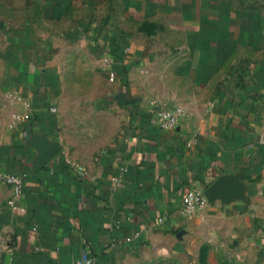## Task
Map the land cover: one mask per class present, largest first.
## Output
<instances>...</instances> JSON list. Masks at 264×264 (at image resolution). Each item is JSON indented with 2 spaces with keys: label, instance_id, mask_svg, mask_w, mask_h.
<instances>
[{
  "label": "crops",
  "instance_id": "1",
  "mask_svg": "<svg viewBox=\"0 0 264 264\" xmlns=\"http://www.w3.org/2000/svg\"><path fill=\"white\" fill-rule=\"evenodd\" d=\"M59 25L69 27L64 42L89 40L112 55L118 82L144 94L82 166L66 152L59 67L47 62L63 56L49 49ZM258 73L264 0H0V90L12 98L1 107L0 170L26 175L16 206L1 212L0 264H199L198 249L216 239L239 251V264H264ZM154 97L185 109L176 128L154 125ZM219 179L243 195L183 213L188 191Z\"/></svg>",
  "mask_w": 264,
  "mask_h": 264
},
{
  "label": "rangeland",
  "instance_id": "2",
  "mask_svg": "<svg viewBox=\"0 0 264 264\" xmlns=\"http://www.w3.org/2000/svg\"><path fill=\"white\" fill-rule=\"evenodd\" d=\"M68 28L59 25L49 29L50 36L59 39L49 43V49H56L63 56L47 59V62H54V65L59 67V71L54 75L58 86L54 96L56 114L61 116V128L68 137L66 152L72 163L82 166L84 164L81 159L90 157L95 159L103 148L113 141L115 132L117 134L121 132L124 128L123 109L125 106L139 104L144 94L140 89H133L132 83L122 86L116 76L114 79L111 78L113 70L110 67L114 57L97 43L89 40L64 42L62 33ZM127 50V48L123 50V54L120 55L124 62ZM136 67L140 75L145 74L146 70L143 67L139 65ZM11 100V96L6 91L0 90V117H3L4 113L1 107L8 104L11 107ZM150 101L151 114L156 113L158 106L166 105L156 97ZM13 112L9 111L10 118ZM2 186L9 188L8 198H6V188ZM12 200V189L0 183V252L5 239L1 212L5 206H11ZM216 240L211 246L213 248L207 244L209 246L198 249L199 264H239V251L234 247L223 245L219 239ZM229 244L232 246L233 243L229 242Z\"/></svg>",
  "mask_w": 264,
  "mask_h": 264
},
{
  "label": "built area",
  "instance_id": "3",
  "mask_svg": "<svg viewBox=\"0 0 264 264\" xmlns=\"http://www.w3.org/2000/svg\"><path fill=\"white\" fill-rule=\"evenodd\" d=\"M115 72H111V78L114 79ZM186 111L182 106L163 105L158 108L152 119L154 125L162 130H172L176 128L185 118ZM25 174L7 172L0 170V183L8 185L13 191V200L11 206L17 204L25 185ZM207 203L205 193L190 190L183 196V213L193 214L202 210ZM75 264H94L92 257L80 258Z\"/></svg>",
  "mask_w": 264,
  "mask_h": 264
},
{
  "label": "water",
  "instance_id": "4",
  "mask_svg": "<svg viewBox=\"0 0 264 264\" xmlns=\"http://www.w3.org/2000/svg\"><path fill=\"white\" fill-rule=\"evenodd\" d=\"M257 78L264 86V73H258ZM241 190V186L231 179H219L207 188L205 194L209 200L221 198L223 201H229L231 198L241 197L243 195Z\"/></svg>",
  "mask_w": 264,
  "mask_h": 264
}]
</instances>
